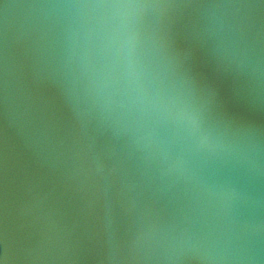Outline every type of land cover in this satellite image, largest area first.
<instances>
[{
	"label": "water",
	"instance_id": "obj_1",
	"mask_svg": "<svg viewBox=\"0 0 264 264\" xmlns=\"http://www.w3.org/2000/svg\"><path fill=\"white\" fill-rule=\"evenodd\" d=\"M0 264H264V0H0Z\"/></svg>",
	"mask_w": 264,
	"mask_h": 264
}]
</instances>
